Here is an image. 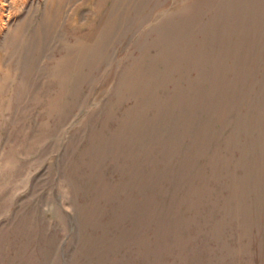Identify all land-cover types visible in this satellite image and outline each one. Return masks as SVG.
I'll return each instance as SVG.
<instances>
[{
	"label": "rangeland",
	"instance_id": "1",
	"mask_svg": "<svg viewBox=\"0 0 264 264\" xmlns=\"http://www.w3.org/2000/svg\"><path fill=\"white\" fill-rule=\"evenodd\" d=\"M0 264H264V0H0Z\"/></svg>",
	"mask_w": 264,
	"mask_h": 264
},
{
	"label": "bare ground",
	"instance_id": "2",
	"mask_svg": "<svg viewBox=\"0 0 264 264\" xmlns=\"http://www.w3.org/2000/svg\"><path fill=\"white\" fill-rule=\"evenodd\" d=\"M26 1V0H25Z\"/></svg>",
	"mask_w": 264,
	"mask_h": 264
}]
</instances>
